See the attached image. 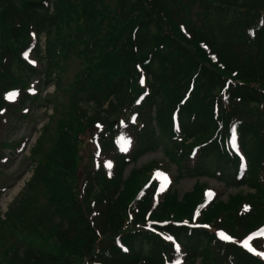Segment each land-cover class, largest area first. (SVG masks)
<instances>
[{
	"label": "trees",
	"instance_id": "1",
	"mask_svg": "<svg viewBox=\"0 0 264 264\" xmlns=\"http://www.w3.org/2000/svg\"><path fill=\"white\" fill-rule=\"evenodd\" d=\"M222 1L210 0V8L226 9L242 25L233 23L216 39L178 16L177 0H0V123L27 115L42 100V87H60L58 70L73 56L86 62L75 85L98 108L90 115L71 105L54 139L53 117L43 125L25 188L44 186L48 209L30 200L36 194L22 196L14 203L23 204L0 219L11 231L19 222L13 235L24 234L21 220L32 233L54 215L66 225L50 231L58 252L31 245L18 264H78L82 257L89 264H193L196 256L264 264L257 250L221 237L214 220L234 206L231 228L264 223V0ZM96 122L102 123L92 137L96 158L69 194L81 131ZM159 145L178 176L209 174L249 193L210 200L209 185L201 183L181 196L154 178L165 165L159 161L125 177L130 164Z\"/></svg>",
	"mask_w": 264,
	"mask_h": 264
},
{
	"label": "rangeland",
	"instance_id": "2",
	"mask_svg": "<svg viewBox=\"0 0 264 264\" xmlns=\"http://www.w3.org/2000/svg\"><path fill=\"white\" fill-rule=\"evenodd\" d=\"M105 4H116L117 0H105ZM179 12L177 15L184 18L187 24H196L198 28H202L205 32L212 34L216 39H221L223 30L231 27L233 23L242 25L239 18L234 17L231 13L222 11L226 10L221 8V11L217 8H210L211 2L207 6H204L200 0H177ZM223 5V1L221 0ZM210 8V9H209ZM189 21V22H188ZM44 41V36L42 38ZM84 57L73 56L71 57L63 69H59L58 75H60V84L58 88L54 83L46 85L44 88L39 89L42 94V100L35 101L30 105L27 115L22 116L8 115L0 123V140L8 142L6 145H0V153L3 156V160H0V217L5 218L10 208L19 207L18 205L23 204L14 203L15 199L21 198L22 196L28 197L36 194L37 197H31L30 200H34L37 207L43 206L48 209V201L45 194V188L41 184H35V189L25 188L29 182L32 174L34 173L33 166L31 165V150L38 141L39 136L44 132V124H47L49 117L52 116V123L50 124L49 137L54 139V134L60 130V124L65 117L66 111L71 108V105L76 106L80 111L87 110V114L93 115L98 108L91 106L88 100L85 99L87 95L84 91L78 90L75 85L76 74L83 70L85 66ZM37 83L38 81L34 80ZM35 86H33L34 88ZM36 88V87H35ZM46 97V98H45ZM89 97V96H88ZM85 99V100H83ZM54 100V105H58V113H53V104L50 102ZM103 121V120H102ZM102 123H94L91 127L84 128L81 131V135L84 141L79 137L78 148L80 149L79 157V169H77L76 176L68 178L67 185L69 194L75 193L78 184L83 180L84 175L87 172V167L91 163L92 155L96 158L95 151L98 143L95 142L93 132L97 130ZM27 140V146L23 153L20 150L24 146V142ZM134 144V141L132 142ZM16 145V146H15ZM92 157L93 159H95ZM168 159L163 155V149L159 145L154 149L148 150L142 154L137 161L130 164L127 167L125 177L129 178L133 175V169L141 168L145 165L150 164L152 161L162 162L165 164L161 172L163 179H170L169 185L174 189L175 193L184 196L187 192L193 188L199 189L200 186L197 184L205 183L209 185V190L214 191L215 197L221 201H230L237 197L240 193L242 196L249 193L246 186L242 187H227L224 182L217 181L213 176L209 174H186L183 172L181 176H178L179 170L177 165L174 163L167 164L164 162ZM109 161V160H107ZM2 162V163H1ZM141 189L147 186L146 183H137ZM169 185H165L163 188L166 189ZM166 190H161L162 195ZM164 192V193H163ZM207 193V192H206ZM241 196V195H240ZM202 200L199 201L201 203ZM235 202V201H234ZM19 203V204H18ZM17 204V205H16ZM262 221H264V205L261 204ZM234 206L230 209L226 208L217 216L216 228L221 231V237L229 239V244L240 246L242 243L257 250L262 256H264V223L254 227L252 230H237L236 225L231 228V223L235 214L233 213ZM195 212H199L198 206L194 208ZM54 215V214H53ZM197 217H201V213L197 214ZM20 225L24 228V234L13 235L12 232L17 230L19 222L15 225V229L11 231L9 226H4L0 219V225H3L0 230V264H18L19 256L26 255V251L29 246L36 248H44L51 251L52 253L58 252V245L55 239L52 237L50 231L52 227L64 226L66 221L61 220V215H54L53 218L45 223V226L39 227V229L28 228L25 220H21ZM78 264H89L82 257ZM193 264H214L205 263L201 257H195Z\"/></svg>",
	"mask_w": 264,
	"mask_h": 264
},
{
	"label": "snow or ice",
	"instance_id": "3",
	"mask_svg": "<svg viewBox=\"0 0 264 264\" xmlns=\"http://www.w3.org/2000/svg\"><path fill=\"white\" fill-rule=\"evenodd\" d=\"M11 98V97H10ZM108 167H111V164L109 163V165H108ZM211 195V194H210ZM221 235H223V234H221ZM245 246H247V245H245Z\"/></svg>",
	"mask_w": 264,
	"mask_h": 264
}]
</instances>
